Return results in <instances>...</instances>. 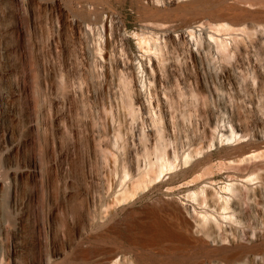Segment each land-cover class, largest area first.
Listing matches in <instances>:
<instances>
[{"label":"rangeland","instance_id":"rangeland-1","mask_svg":"<svg viewBox=\"0 0 264 264\" xmlns=\"http://www.w3.org/2000/svg\"><path fill=\"white\" fill-rule=\"evenodd\" d=\"M222 1L0 0V264H77L96 224L160 198L215 240L264 231V20L194 15Z\"/></svg>","mask_w":264,"mask_h":264},{"label":"water","instance_id":"water-1","mask_svg":"<svg viewBox=\"0 0 264 264\" xmlns=\"http://www.w3.org/2000/svg\"><path fill=\"white\" fill-rule=\"evenodd\" d=\"M249 7L238 1L212 3L195 16L215 19L224 14L232 24L264 20V4ZM229 20V19H227ZM178 200L131 203L104 223L96 224L77 243L66 263L107 264L117 253L130 254L139 264H235L264 256V231L237 240H215L199 233Z\"/></svg>","mask_w":264,"mask_h":264},{"label":"bare ground","instance_id":"bare-ground-1","mask_svg":"<svg viewBox=\"0 0 264 264\" xmlns=\"http://www.w3.org/2000/svg\"><path fill=\"white\" fill-rule=\"evenodd\" d=\"M210 2V0H194V3L195 4H197V5H207L208 3ZM211 6V5H210ZM209 6V7H210ZM207 23H208V21H207ZM210 23V22H209ZM197 24V23H196ZM200 24H203V23H201L200 22ZM199 23H198V25H200ZM211 24V23H210ZM246 25V24H245ZM244 25V26H245ZM162 26V25H161ZM164 26V25H163ZM197 26V25H196ZM202 26V25H201ZM212 26H214V28L215 29H217L218 30V28L220 29V28H225L226 29V27L228 28L229 27V29H227V30H230V28L232 27L231 26V24H229L228 22H224V21H222V22H216V23H212ZM238 28H239V26H237ZM241 27V26H240ZM247 27V26H246ZM210 29H211V27H209ZM233 28L234 29H237L236 27H234L233 26ZM243 30L245 29V28H243V26L241 27ZM250 28V27H249ZM248 29V28H247ZM253 29H255V28H253ZM216 30V31H217ZM231 30H232V28H231ZM190 32V31H189ZM191 32H192V30H191ZM137 35V34H136ZM137 36H139V37H141L140 35H137ZM212 38H213V36L212 35H210ZM140 39H143V38H140ZM214 39V38H213ZM216 39V38H215ZM217 40V39H216ZM219 41L218 42H220V40L222 41V43H223V38L222 39H218ZM140 41H142V40H140ZM144 41H145V39H144ZM143 41V42H144ZM142 42V43H143ZM216 42V41H215ZM140 44H141V42H139ZM222 43H220V44H222ZM226 43V41H224V44ZM224 44L223 45H221V49L223 48L222 46H224ZM245 46V45H244ZM219 48V49H220ZM226 48V47H225ZM244 48V47H243ZM246 48V47H245ZM247 50V49H246ZM111 57V56H110ZM113 57V56H112ZM117 64V63H116ZM139 81V80H138ZM142 84V83H141ZM144 86V85H143ZM141 88V87H140ZM127 89V88H126ZM139 89V88H138ZM142 90V89H141ZM143 91V90H142ZM141 91V92H142ZM128 92V91H127ZM126 93V92H125ZM140 94V91H138V95ZM135 95V94H134ZM122 97H123V95H122ZM127 97H128V95H127ZM140 97V96H139ZM124 100H126V99H124ZM127 101V100H126ZM125 102V101H124ZM127 103H129V102H127ZM127 103H126V105H127ZM124 104V103H123ZM125 105V106H126ZM129 105V104H128ZM127 105V106H128ZM124 106V105H123ZM126 110H132L131 109V107H127V109ZM153 110V109H152ZM258 110V109H257ZM256 110V111H257ZM154 112H155V110H154ZM128 113V112H127ZM261 113V112H260ZM129 114H130V112H129ZM264 114V113H263ZM132 115V114H131ZM150 115V114H149ZM156 115V114H155ZM258 115V114H257ZM132 119H134V118H132ZM149 119H150V117H149ZM157 119V118H156ZM262 119V118H261ZM135 120V119H134ZM160 121V120H159ZM170 122H171V120H169ZM264 121V120H263ZM157 122V121H156ZM212 122V121H211ZM159 124V123H158ZM170 124V123H169ZM173 123H171V125H172ZM157 126V125H156ZM172 126H174V125H172ZM133 129V128H132ZM158 129V128H157ZM160 129H161V127H160ZM209 129H211V128H209ZM140 130V129H139ZM212 130V129H211ZM213 130H214V128H213ZM153 131V130H152ZM159 132V131H158ZM161 130H160V133L159 134H161ZM211 132V131H210ZM155 133H156V131H155ZM150 134H151V131H150ZM152 135V134H151ZM156 135V134H155ZM162 135V134H161ZM133 136V135H132ZM163 136V135H162ZM139 137V136H138ZM157 137H158V135H157ZM234 137V136H233ZM158 138H160V137H158ZM157 138V139H158ZM229 138V137H228ZM236 138V137H235ZM161 139V138H160ZM230 140H231V138H230ZM144 141V140H143ZM161 141H162V139H161ZM158 142V141H157ZM140 143V142H139ZM161 144V143H160ZM214 144V143H213ZM213 144H211V145H213ZM140 145V144H139ZM210 146V145H209ZM209 146H207V148L209 147ZM161 149V148H160ZM209 149V148H208ZM196 150V149H195ZM194 150V151H195ZM197 151H198V149H197ZM161 152H162V150H161ZM258 153V152H257ZM256 153V154H257ZM193 154V153H192ZM195 154V153H194ZM251 154V153H250ZM255 154V153H254ZM255 154V155H256ZM259 154V153H258ZM189 155V154H188ZM252 155V154H251ZM260 155V154H259ZM161 156V155H160ZM164 156V155H163ZM245 156V155H244ZM248 156H250V155H247V160H248ZM254 156V155H253ZM253 156L251 157V158H253ZM258 156V155H257ZM160 159L157 161V160H154V161H156V163H157V170H158V172L159 173H162L165 169H170V168H172L171 166H172V164H171V162H167L166 163V161L165 160H167V158L164 160L163 159V157L161 156V157H159ZM242 158V157H241ZM157 159V158H156ZM187 159V158H186ZM245 159V158H244ZM243 159V160H244ZM250 159V158H249ZM254 159V158H253ZM188 160V159H187ZM139 162V161H138ZM130 163V162H129ZM154 163V162H153ZM135 164V163H134ZM140 164V163H139ZM155 164V163H154ZM149 165V164H148ZM154 166V165H153ZM137 168H138V166H137ZM141 168V167H140ZM143 168V167H142ZM151 168V167H150ZM133 170V169H132ZM146 170H147V167H146ZM156 170V169H155ZM138 172V171H137ZM146 173H147V171H145ZM144 172V173H145ZM156 172V171H155ZM157 172V173H158ZM141 173V172H140ZM144 173H142L143 175H144ZM156 173V174H157ZM159 173H158V175H159ZM127 174V173H126ZM141 174V175H142ZM250 180H252L251 178H250ZM210 183H212V181H209ZM231 187H230V185H226V189L228 190V189H230ZM204 191V190H203ZM201 194H204V192L202 193L201 192ZM220 196V195H219ZM211 198V197H210ZM214 198V197H213ZM217 199V198H216ZM227 198H225V200H226ZM211 200V199H210ZM219 200V199H218ZM225 200H222V201H225ZM213 201V200H212ZM214 201H215V199H214ZM219 202V201H218ZM218 202L216 203V204H218ZM227 202V201H226ZM226 202H224V204L223 203H221L222 205V209H225L226 208V206H227V203ZM215 203V202H214ZM226 205V206H225ZM188 210L189 211H191V215L194 217V220L196 221V225H195V229H196V231H198V232H202L203 231V229L201 228V226H200V224H201V221H205V215L204 214H199V213H197L196 211H195V209L193 208V206L191 205V206H189L188 207ZM205 233L207 234V232L205 231ZM205 234V235H206ZM207 236H210L209 234H207ZM227 240V239H226ZM259 257V256H258ZM258 257H253L252 258V260L253 259H257ZM261 257H263V256H261ZM248 260V259H247ZM247 260H244V261H240L239 263L240 264H246V262H247ZM250 260V259H249ZM120 264V263H123V264H139L130 254H128V253H124V252H121V253H117V254H115L111 259H110V261L107 263V264ZM238 264V263H237Z\"/></svg>","mask_w":264,"mask_h":264}]
</instances>
